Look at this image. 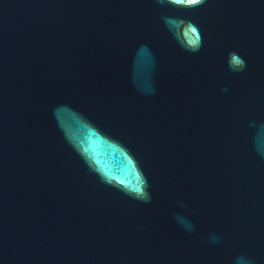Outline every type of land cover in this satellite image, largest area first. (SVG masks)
Returning a JSON list of instances; mask_svg holds the SVG:
<instances>
[{"label": "water", "instance_id": "water-1", "mask_svg": "<svg viewBox=\"0 0 264 264\" xmlns=\"http://www.w3.org/2000/svg\"><path fill=\"white\" fill-rule=\"evenodd\" d=\"M0 264H264V0H0Z\"/></svg>", "mask_w": 264, "mask_h": 264}, {"label": "snow or ice", "instance_id": "snow-or-ice-1", "mask_svg": "<svg viewBox=\"0 0 264 264\" xmlns=\"http://www.w3.org/2000/svg\"><path fill=\"white\" fill-rule=\"evenodd\" d=\"M178 2H182V0H178ZM189 3H196L198 0H188Z\"/></svg>", "mask_w": 264, "mask_h": 264}]
</instances>
